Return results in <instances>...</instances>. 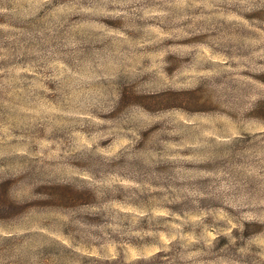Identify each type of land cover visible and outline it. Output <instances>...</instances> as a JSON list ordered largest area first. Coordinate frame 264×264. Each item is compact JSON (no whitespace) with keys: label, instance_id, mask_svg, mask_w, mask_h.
<instances>
[{"label":"rangeland","instance_id":"rangeland-1","mask_svg":"<svg viewBox=\"0 0 264 264\" xmlns=\"http://www.w3.org/2000/svg\"><path fill=\"white\" fill-rule=\"evenodd\" d=\"M0 264H264V0H0Z\"/></svg>","mask_w":264,"mask_h":264}]
</instances>
